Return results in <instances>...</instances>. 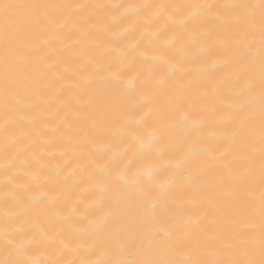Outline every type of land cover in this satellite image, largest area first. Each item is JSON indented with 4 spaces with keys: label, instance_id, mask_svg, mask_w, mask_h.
<instances>
[{
    "label": "bare ground",
    "instance_id": "1",
    "mask_svg": "<svg viewBox=\"0 0 264 264\" xmlns=\"http://www.w3.org/2000/svg\"><path fill=\"white\" fill-rule=\"evenodd\" d=\"M260 0H0V264H260Z\"/></svg>",
    "mask_w": 264,
    "mask_h": 264
},
{
    "label": "snow or ice",
    "instance_id": "2",
    "mask_svg": "<svg viewBox=\"0 0 264 264\" xmlns=\"http://www.w3.org/2000/svg\"><path fill=\"white\" fill-rule=\"evenodd\" d=\"M260 7L264 9V0H260ZM260 264H264V260H261Z\"/></svg>",
    "mask_w": 264,
    "mask_h": 264
}]
</instances>
